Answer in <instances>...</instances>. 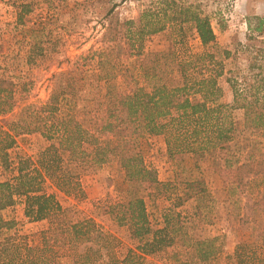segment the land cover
Wrapping results in <instances>:
<instances>
[{
  "label": "trees",
  "instance_id": "obj_1",
  "mask_svg": "<svg viewBox=\"0 0 264 264\" xmlns=\"http://www.w3.org/2000/svg\"><path fill=\"white\" fill-rule=\"evenodd\" d=\"M16 9L12 29L28 45L26 63L32 64L45 48L41 37L29 34L42 33L45 24L27 26L25 0ZM112 9L104 16L105 47L54 75L46 102L13 115L27 84L6 70L0 74V168L12 174L0 181V233L14 226L2 212L17 202L29 221H48L34 246L17 236L0 238V264H142L159 254L175 264H213L224 248L223 229L205 232L221 206L227 219L235 203L255 216L264 214V50L239 64L236 48L232 53L217 44L210 17L196 4L151 1L136 21H121ZM166 30L170 47L146 52V40ZM187 32H194L201 51H178ZM221 79L232 104L221 102ZM234 110L242 111L240 122ZM28 134H39L48 145L35 157L11 158L17 137ZM152 136L164 138L170 157L191 156L197 176L160 182L143 157V140ZM111 164L122 172L119 199L106 198L100 209L138 242L124 254L114 235L92 218L77 219L43 189L49 182L64 195L81 196L83 174ZM204 164L211 174H229L222 200L208 188ZM151 190L167 201L155 222L147 211ZM244 190L248 195L235 199ZM255 223V234L235 249V264H264V220Z\"/></svg>",
  "mask_w": 264,
  "mask_h": 264
},
{
  "label": "rangeland",
  "instance_id": "obj_2",
  "mask_svg": "<svg viewBox=\"0 0 264 264\" xmlns=\"http://www.w3.org/2000/svg\"><path fill=\"white\" fill-rule=\"evenodd\" d=\"M23 0H0V74L20 77L27 84L24 100L20 101L13 111V115L30 104H41L47 101L52 89V77L65 72L75 63L82 54L89 51H98L105 47L101 42L108 9L113 7V13L119 20L136 21L140 12L155 0H25L29 4L27 26L33 27L39 23L45 24V29L38 34L32 31L29 35L41 37L45 52L35 58L32 64L26 63L28 45L12 27L15 24L18 2ZM177 5L196 4L200 10L208 15L220 47H228L237 54V62L245 65L249 57H254L260 50H264V0H175ZM15 3V4H13ZM262 21L261 32L255 30L258 22ZM28 30V29H26ZM170 30H166L148 38L145 42V51H162L170 47ZM185 45L178 51L185 49L188 52H199L201 45L194 32H187ZM31 43V41H28ZM5 67V68H4ZM11 72V73H9ZM223 88L221 102L232 104V93L224 79L220 80ZM236 122L242 120V111H232ZM48 143L39 134H28L17 137L15 146L9 151L11 158L17 155L35 157ZM143 157L145 163L154 169L160 182L172 181L177 175L182 179H192L197 173L192 169V158L189 155L170 157L166 150L162 136L147 137L143 140ZM219 164H222L219 163ZM210 165V164H209ZM208 165V166H209ZM203 165L205 181L213 195L220 200L224 197V185L230 181L227 172L209 170ZM192 171H191V170ZM11 172L0 168V181L11 179ZM122 182V172L115 164L97 168L84 173L81 177L83 195H64L57 191L49 182H44L43 189L47 194H54L59 204L76 214L77 219L92 218L105 231L114 235L122 244L121 253L127 249H135L137 241L129 239L124 228H118L106 216L100 203L106 198L119 199L118 187ZM151 192H155L151 190ZM248 191L236 192L245 198ZM244 202V199H242ZM149 219L152 222L160 220L161 212L167 201L153 193L146 198ZM186 204L182 210H187ZM229 219L227 209L221 206L214 217L213 226H206V235H216L221 230L224 248L213 260V264H235V249L239 243L249 240L255 234V220H264V214H252L249 210H241L235 203ZM23 205L17 202L15 207L2 212L7 220H14L10 230H3L0 238L17 236L19 241L28 246H34L39 241V233L48 227V221L32 222L23 215ZM245 215V216H244ZM242 216H248L242 221ZM256 218V219H255ZM255 219V220H254ZM158 223V222H157ZM220 231V232H221ZM204 233V232H203ZM221 234V233H218ZM251 239V238H250ZM142 264H175L165 255L144 257Z\"/></svg>",
  "mask_w": 264,
  "mask_h": 264
}]
</instances>
